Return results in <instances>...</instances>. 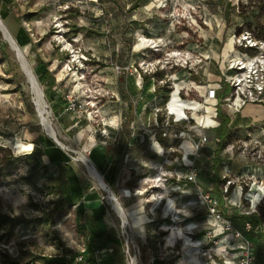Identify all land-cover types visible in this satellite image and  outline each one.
I'll list each match as a JSON object with an SVG mask.
<instances>
[{
	"label": "rangeland",
	"instance_id": "rangeland-1",
	"mask_svg": "<svg viewBox=\"0 0 264 264\" xmlns=\"http://www.w3.org/2000/svg\"><path fill=\"white\" fill-rule=\"evenodd\" d=\"M257 11L259 0H11L7 11L0 0V13L6 14L4 26L16 42L22 36L30 42L19 46L36 77L40 69L54 75L55 102L48 101V88L39 83L48 106V121L71 155V167L85 194L94 191L99 195L98 200L85 202L89 216L82 219L84 234L89 237L91 211L103 205L106 214L98 225L124 240V248L117 254L123 255L122 264H149L159 251L167 263H181L182 255L197 242L208 255L198 248L196 251L211 264L229 263L230 257L238 255L232 249L225 251L222 229L205 207H186L190 199L194 203L195 195L177 190L183 185L180 174L185 172L184 163V170L180 169L171 161L176 151L153 146L147 133L156 131L154 116L148 113L155 107L154 100L151 102L149 94H134L131 84L134 80L140 90L145 78L159 73L170 81L178 73L184 79L177 82V88L186 97L193 86L185 82L187 74L182 66L197 58L203 63L195 65L192 82H217L224 58L234 52L229 41L235 27L252 23ZM159 87L166 86L159 84L149 92L156 93ZM187 93L200 99L194 90ZM33 100L21 63L0 32V148L18 157L29 155L32 150L24 147H35L39 136L48 137ZM139 109L141 117L135 114ZM247 120V128L237 129L232 146L220 153L230 172L224 169L221 181L230 183L238 197L244 190L238 208L251 215L264 199V131L261 124L251 126L252 120ZM138 130L146 133L145 142L127 147ZM208 137V147L213 148ZM94 148L110 151L118 164L115 186H108L123 209L127 226L81 159L84 156L93 164L89 155ZM205 154L200 152L199 159ZM7 172L9 176L0 182V212L26 223L15 230L9 243L0 232V264L7 255L21 257L23 264L31 261L23 251L46 258L83 253L87 242L77 229L76 206L61 212L62 200L45 187L47 179H26L29 166L24 161ZM49 172L57 175V168L50 166ZM169 199L176 204L172 210H167ZM224 210H228L226 206ZM93 247L100 264L106 254L115 256L111 246Z\"/></svg>",
	"mask_w": 264,
	"mask_h": 264
},
{
	"label": "trees",
	"instance_id": "trees-1",
	"mask_svg": "<svg viewBox=\"0 0 264 264\" xmlns=\"http://www.w3.org/2000/svg\"><path fill=\"white\" fill-rule=\"evenodd\" d=\"M9 2L11 0H3L5 4V10L9 8ZM258 14L254 15L252 23L241 24L235 27V33H241L244 29L255 32L258 39L264 40V0H259V11ZM1 19L6 17V14H1ZM17 43L20 46L28 45L30 42L28 39H25L23 36L17 38ZM37 71V78L39 83L48 91L46 92V97L48 101L55 102L56 94L53 90L55 85V77L52 73L46 69H40ZM162 75H154L150 78H145L143 84V92L149 94V90L154 86L159 85V82L163 79ZM162 93L160 94V91ZM172 89L168 85L164 88L158 89L156 93L153 94L154 100V109H162L165 107L166 103L169 100ZM184 99H187L184 97ZM154 109H149L148 113L153 114ZM218 116L220 120V126L216 129L213 137V149L206 148L202 152H207L210 156H214V161L211 164L204 163L200 158L197 162L199 169V179L207 187V189L213 190L215 195L219 196L221 202L223 198L232 192L231 184L228 187V194L224 195L223 190L227 185V181H221V174L225 169V161L221 158V152L227 149L229 145L233 144L234 134L237 131H234L236 126L242 123L240 117H237L232 121L226 114H224L220 109L218 111ZM163 118L159 115L158 123L162 124ZM175 130H182L180 127H170V128H160L157 133V146H154L162 151L169 149H176L179 141L172 139V132ZM172 142V143H171ZM131 140L128 143L127 147L132 146ZM140 146V145H139ZM123 145L119 148L120 152H123ZM0 182L3 178L9 176L10 173L7 172L8 168L12 165L17 164L18 162L24 161L29 166V173L26 179L38 178V176L47 179V184L45 187L51 190L53 196L58 197L62 200L60 204V211L62 212L66 208L76 206L75 213L77 215L76 224L79 234H82L84 241L87 242L85 245V251L80 254L71 253L69 256L64 257H35L27 251H23V255L31 256V261H28L24 264H100L96 255L93 251L94 245L105 246L106 248L112 247L115 252V257L123 259V255H117L124 248V240L119 237L115 232L104 231L100 225L99 221L103 220L106 214V209L103 205L99 208L91 211V222L89 237L84 234L82 229L83 218L89 216L87 209L85 207V202L96 201L99 199V195L96 192L90 194H85L83 185L80 184V179L78 175L74 172L73 167H71L72 157L65 150L58 147L49 137L39 136L35 142V147L29 155L18 157L11 150L1 147L0 148ZM182 154L176 151L171 159L172 163H176L180 169L184 170L182 167L183 158ZM90 160L95 165L100 174L105 178V181L110 187L115 186L116 178L118 175V164L115 162V157H112L110 151L103 149H92L89 155ZM47 159V161H46ZM57 168V175L55 173L49 172V167ZM44 171L42 175H39L40 172ZM214 179L217 183L211 188L209 185L213 183ZM183 185H186L184 179L181 180ZM207 182L209 184H206ZM222 185H219L221 184ZM85 187H88L85 185ZM247 190V189H245ZM244 192V190L242 191ZM244 194V193H243ZM244 197V195H243ZM250 214V213H249ZM247 213H242L239 217L234 218L236 224L231 222L233 227L241 231L249 240H251L255 246L256 240L263 241L264 239V199L257 205L255 213L249 215ZM229 215L226 213V219L228 220ZM26 223L25 220H21L16 217H11L0 212V232H3L2 238L6 243H9L14 236L15 230L18 227L24 226ZM167 224V222H165ZM249 223L252 225V229L247 232L245 230L246 224ZM94 242V244H93ZM157 248V244L155 243ZM105 250V249H103ZM263 245L260 244L255 248L254 256H256V264H264V254H263ZM22 256V255H21ZM20 258H14L10 255L6 256V259L3 261L4 264H23L20 262ZM79 258H82L81 261H77ZM120 259V260H121ZM155 263L160 262V260L155 259ZM162 263V262H161Z\"/></svg>",
	"mask_w": 264,
	"mask_h": 264
},
{
	"label": "built area",
	"instance_id": "built-area-1",
	"mask_svg": "<svg viewBox=\"0 0 264 264\" xmlns=\"http://www.w3.org/2000/svg\"><path fill=\"white\" fill-rule=\"evenodd\" d=\"M231 40L234 52L224 58L220 67L218 81L213 83L206 82L205 84L196 85L192 89H188L189 92H193L194 90L196 93H198L200 88L205 89V94L198 99L197 109L187 108L181 102L182 89L178 91L177 82L182 81L184 77H178V73H176L170 77V81L162 80L159 82V84H164V86L168 85L172 89V92L164 108L154 109L153 116L156 131L155 133L149 131L147 136L152 138L153 146H157L156 138L160 128H182V130L173 131L171 137L173 140L179 141L177 148L172 150L174 152L178 151L183 155L185 172L182 178L186 182L185 186L193 188L195 193L194 202L205 207L210 218L221 227L225 240V251L232 249L238 253L235 256L237 259L236 264H256L253 242L241 231L235 229L226 219L227 212L224 210L220 197L215 195L213 190L206 189L201 184L197 166L200 152L210 144V139L204 131L207 129L206 116L211 106L215 109H227L232 121L248 105L264 106V40L258 39L255 32L247 29L238 34L234 33ZM207 62H209V59H206L205 64ZM199 63H203V59L197 58L186 61L182 66L186 71L184 73L187 74L185 78L191 77V73L195 71V65ZM176 91H178L177 96L180 100L175 102L173 101V95ZM187 92L186 98L190 99L191 97ZM159 115L163 118L162 124L158 123ZM197 124L199 128L194 130V126ZM262 130L264 131V127H262ZM145 135L146 133L143 132L142 137L144 140L146 138ZM231 146L229 145L227 148ZM226 173L230 174L229 171ZM162 174L164 178L167 176L164 169L162 170ZM229 186L230 183H227L223 190L224 195L228 194ZM223 201L226 202V196L223 198ZM166 206L167 210H172L176 206L175 201L169 199ZM251 229L252 225L247 223L245 230L249 232ZM208 237L211 240L212 234L209 233ZM213 242L216 244V241ZM193 245L196 249L200 250L201 254L204 256L208 255L202 249L201 242ZM155 259L164 261L166 257L162 251H159L152 257L153 261ZM81 260L82 258H79L77 261Z\"/></svg>",
	"mask_w": 264,
	"mask_h": 264
},
{
	"label": "crops",
	"instance_id": "crops-1",
	"mask_svg": "<svg viewBox=\"0 0 264 264\" xmlns=\"http://www.w3.org/2000/svg\"><path fill=\"white\" fill-rule=\"evenodd\" d=\"M229 45H232V40L231 41H229ZM211 75V74H210ZM219 78V77H218ZM185 82H190V83H192V86L194 87V86H196L197 84L195 83H193L192 82V78L191 77H189V78H187L186 79V81ZM153 88H155L154 86H153ZM131 90H132V92L134 93V94H138V93H141V94H143L144 92H143V87H142V89H140L141 90V92H139L140 90L139 89H137V87H136V83H134V80L132 81V84H131ZM150 91V90H149ZM178 91H179V89H178ZM178 91H176L175 92V94L173 95V101H179L180 99L178 98V96H177V92ZM156 92V91H155ZM199 93V94H198ZM198 93H196L197 95H198V97L200 98V96H203L204 94H205V89H202V88H200L199 89V91H198ZM154 94V93H153ZM153 94H151L150 92H149V97L151 98V102L153 101V98H155V97H153ZM185 97V96H184ZM170 98V97H169ZM196 98H190V99H184L183 98V94H182V96H181V102H183L182 104H183V106H185V107H191V108H194V109H197L198 108V100H195ZM174 103V102H173ZM209 109H211V108H209ZM220 109V108H219ZM219 109H215L214 107L212 108V111L211 110H209L208 111V114H207V116H206V125H207V129L204 131L205 133H206V135L208 136H210L211 138L213 137V135H214V133H215V131H216V129L220 126V120H219V114H218V111H219ZM143 110V109H142ZM224 114H226L229 118H230V114H229V112L227 111V109H220ZM141 109H139L138 111L136 110V112H135V114L136 115H139L140 117H141V115H142V113H143V111H141ZM140 117H139V119H140ZM237 117H240L241 118V120H242V123L241 124H239L238 126H236V128L234 129V131H236L237 129H242V128H247V124L250 122L249 120H247V119H251L252 120V122H251V126H253V125H255V123H257V124H261V126L262 127H264V106H257V105H248V106H246L244 109H243V111L240 113V114H238L237 115ZM195 127V129L194 130H197L198 128H199V125L197 124L196 126H194ZM130 140H131V144L133 143V145L132 146H138V145H141V144H143L144 142H145V140H144V138L142 137V133H140L139 132V130H138V132L136 133V134H133L132 135V137H131V139H129L128 140V143L130 142ZM127 143V144H128ZM30 145V144H29ZM32 145V144H31ZM132 146H130V147H132ZM33 149H34V145H33ZM209 149H211V147H209ZM213 149V148H212ZM129 157V155H127V158ZM203 161H204V163H209V164H211L212 165V163H213V161H214V156L212 157V156H210L209 154H207V152H206V154H205V156L204 157H200ZM46 161H47V159H46ZM90 163V162H89ZM91 164V163H90ZM92 165V164H91ZM94 165V164H93ZM95 166V165H94ZM228 166H226L225 167V170L226 171H228ZM225 170H224V174H225ZM224 174H223V176H224ZM181 175V178L183 177V175H184V173L183 174H180ZM179 177V176H178ZM214 182H215V184L217 183V181L214 179V181H213V183H211L209 186L211 187V188H213L214 187ZM99 184V183H98ZM98 188H100V187H102L100 184L99 185H96ZM189 188H191V187H189ZM102 189H103V187H102ZM177 190L179 191V192H184L185 194H190V195H192V194H195L194 193V190L192 189V190H190V189H187L186 188V186L185 185H182V186H179V187H177ZM103 191H104V189H103ZM239 196L240 197H238L237 195H236V192H235V190L233 189L232 190V192L230 193V195H228L227 197H226V202H224V201H222V204L224 205V206H226V208L228 209L226 212H227V214L229 215V218H228V221L231 223V222H233L234 224H236V221H235V219L234 218H237V217H239L242 213H246V212H241L240 210H239V208H238V204H239V202H240V198H242L243 197V192H240V194H239ZM161 204V203H160ZM197 206V207H196ZM199 206V207H198ZM186 207H192V208H199V209H203V206L202 205H200V204H197L196 202H192V200L190 199L188 202H187V204H186ZM192 222H195V221H192ZM187 229L188 230H191V228L190 227H187ZM193 233V232H192ZM191 233V234H192ZM176 236H177V234H176ZM175 236V237H176ZM172 237V236H171ZM181 238V237H180ZM202 238V237H201ZM202 240H203V238H202ZM170 241H172V238H171V240ZM155 242H157V239H155ZM203 242H205V241H203ZM170 243V242H169ZM172 243V242H171ZM207 243V242H206ZM260 244H262L263 245V254H264V239H263V241H258V240H256V244H255V246H254V251H255V248L258 246V245H260ZM188 245V244H187ZM190 247H191V249H189L184 255H182L183 256V258L181 259V260H179V262H181V263H177V264H211L207 259H205V258H201L200 257V255H199V253H198V251H196V248L194 247V246H192V245H190ZM150 255H152V254H150ZM103 256V255H102ZM106 257L104 258V261H102V264H122L123 263V260L121 259H119L118 257H115V256H113V255H110V254H106L105 255ZM255 258H256V256H255ZM236 257H233V258H231L230 257V260H229V263H227V262H224V264H233L234 262H236ZM162 262V263H161ZM168 262V259H166V260H164V261H161L160 260V262H157V263H155V264H174L173 263V261H171V262H169V263H167ZM154 262L153 261H151L149 264H153ZM223 264V263H222Z\"/></svg>",
	"mask_w": 264,
	"mask_h": 264
},
{
	"label": "bare ground",
	"instance_id": "bare-ground-1",
	"mask_svg": "<svg viewBox=\"0 0 264 264\" xmlns=\"http://www.w3.org/2000/svg\"><path fill=\"white\" fill-rule=\"evenodd\" d=\"M6 27L4 26L3 22H2V25H1V22H0V30L4 33V39L8 42V44H10L11 46V49L13 52H15V54L17 55V59L20 61V63L23 64V67H26V73L28 75V79L30 80V85L32 87V92H33V96H34V101H35V104H36V107L38 109V111L42 114H43V124H44V127L46 129V131L52 135V132H55L54 131V128L52 127V125L49 123V121H46V115L48 113L47 111V106H46V101L44 99V97L42 98V94L37 86V84L35 83V79H34V73L31 72V68L30 66H28V64L26 65L25 61L22 59L23 57L20 56V53H22L20 50H17L18 49V45L16 44V41L15 39L13 38V36L8 32L6 31L5 29ZM23 56L25 57V54L23 53ZM26 58V57H25ZM44 96V95H43ZM210 109H208L209 111ZM56 138H57V135H56ZM58 140V138H57ZM16 149H19L20 146L19 145H16L15 146ZM25 149L27 150H33V144L31 145H27L24 147ZM82 156V155H81ZM82 161H84L86 163V167L88 169V172H89V175L96 179L98 181V183L103 187L104 191L107 193L108 197H109V200L114 203V207L115 209L118 211V213L121 215L123 221H124V225L127 226V221H126V216L123 212V209L121 208V206L118 204V202H114L112 200L113 198V195L110 193V189L109 187L106 185V183L103 181L102 179V176L101 174L95 169V167L93 165H91L89 163V160L82 156L81 157ZM260 196H257L255 197V204H257L260 200ZM113 205V204H112ZM194 246V245H193ZM195 247V246H194Z\"/></svg>",
	"mask_w": 264,
	"mask_h": 264
},
{
	"label": "water",
	"instance_id": "water-1",
	"mask_svg": "<svg viewBox=\"0 0 264 264\" xmlns=\"http://www.w3.org/2000/svg\"><path fill=\"white\" fill-rule=\"evenodd\" d=\"M0 22H1V25H2V19L0 18ZM6 29V31H8L7 30V28H5ZM0 32L2 33V35H3V37H4V33L0 30ZM9 32V31H8ZM16 44L18 45V43L16 42ZM18 47V49L17 50H20L21 52H22V50H21V47L18 45L17 46ZM20 56L21 57H23L22 59L25 61V63H26V65L28 64L27 63V61H26V58L23 56V52L22 53H20ZM28 66H29V64H28ZM21 67H22V69H23V71H24V73L26 74V76H27V78H29L28 77V75H27V73H26V67H23V64L21 63ZM31 72L32 73H34L33 71H32V69H31ZM34 79H35V83L37 84V86H38V88H39V90H40V92H41V94H42V98L44 97L45 98V96H43L44 95V93H43V90L41 89V87H40V84H39V81H38V78L36 77V75L34 74ZM29 80V79H28ZM29 83H30V80H29ZM31 89H32V87H31ZM33 103H34V105L36 106V104H35V101L33 100ZM46 103V102H45ZM46 106H47V104H46ZM47 108H48V106H47ZM37 111H38V109H37ZM43 114L44 113H40L39 111H38V115H39V117H40V120H41V125L44 127V124H43ZM49 115L47 114L46 115V121H48V117ZM45 131H46V129H45ZM46 134H47V136L58 146V147H60L61 149H63V150H65V148L62 146V144L59 142V140H57V138H56V133L55 132H52V135L51 134H49L47 131H46ZM93 165V164H92ZM94 166V165H93ZM95 167V166H94ZM95 169L97 170V168L95 167ZM98 171V170H97ZM99 172V171H98ZM102 176V179H103V181L106 183V181H105V178H104V176L103 175H101ZM106 185L108 186V184L106 183ZM109 187V186H108ZM110 191V193L113 195V198H112V200L114 201V202H116L117 201V199L115 198V196H114V194L112 193V191L111 190H109ZM118 202V201H117Z\"/></svg>",
	"mask_w": 264,
	"mask_h": 264
}]
</instances>
